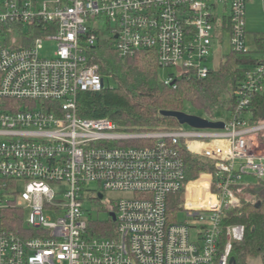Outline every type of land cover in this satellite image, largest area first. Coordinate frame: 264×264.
Listing matches in <instances>:
<instances>
[{
  "label": "built area",
  "instance_id": "2783aa9c",
  "mask_svg": "<svg viewBox=\"0 0 264 264\" xmlns=\"http://www.w3.org/2000/svg\"><path fill=\"white\" fill-rule=\"evenodd\" d=\"M247 3L0 0V264H231L246 227L226 221L242 206L245 176L264 183V122L248 118L264 94V64L234 91L229 119L204 118L221 130L123 131L81 118L79 96L107 88L95 52L106 41L120 57L148 51L176 68L166 85L207 78L215 48L250 54ZM45 42L55 44L51 57ZM184 153L214 166L191 202ZM183 191L188 219L174 222L171 198ZM87 202H103L113 228L96 226Z\"/></svg>",
  "mask_w": 264,
  "mask_h": 264
},
{
  "label": "trees",
  "instance_id": "16d2710c",
  "mask_svg": "<svg viewBox=\"0 0 264 264\" xmlns=\"http://www.w3.org/2000/svg\"><path fill=\"white\" fill-rule=\"evenodd\" d=\"M95 52L96 64L102 73L116 82V86L107 87L101 92L81 93L79 116L83 119H109L119 130L128 132L172 130L180 124L176 119L164 117L161 114L163 111L196 116L201 113L215 118L216 112L222 111L226 105H229L228 112L234 110V91L252 67L264 64V32L255 34L254 49L250 54L230 53L217 68L212 69L207 78L183 76L172 86L158 79L160 67L153 52L142 51L134 57H120L111 41L100 43ZM187 105L189 108H186ZM248 118L254 122H264V94L253 97ZM184 157L188 181L214 169L207 160L189 153H184ZM207 181L208 177H205L190 184L189 198L194 199L192 196L195 192L206 190ZM243 194L241 208L226 221L228 225L246 227L245 240L234 245V264H249L250 260L256 259L264 264V183L258 181L244 188ZM11 214L13 218L10 223L14 225L18 213ZM96 226L113 228L114 223L109 219L97 221ZM99 236L106 237L104 234Z\"/></svg>",
  "mask_w": 264,
  "mask_h": 264
},
{
  "label": "rangeland",
  "instance_id": "374dc122",
  "mask_svg": "<svg viewBox=\"0 0 264 264\" xmlns=\"http://www.w3.org/2000/svg\"><path fill=\"white\" fill-rule=\"evenodd\" d=\"M246 30H247V45L250 47V49H254V36L256 33H262L264 32V1L263 0H250L247 3L246 6V20H245ZM55 50V44L52 42H45L44 43V50L42 52V56H48L51 57ZM230 54V52L223 48L222 50L220 48H215V54L212 58V62L210 63L211 67L217 68L222 60L227 57ZM177 69L176 68H160L158 72V79L161 82H165L169 79L170 76H176ZM116 86V82L112 79L106 80V87L114 88ZM186 108H189L187 105ZM229 105H226L222 111L216 112L215 116L216 118H222V119H229ZM197 116L202 118H207L204 114H197ZM173 128V126H171ZM170 127V128H171ZM187 128V126L180 125L176 128ZM264 142V141H263ZM264 148V143L263 146ZM213 172H207L200 174L196 179L189 180L188 183L192 184L194 182L201 181L205 179V177L211 175ZM244 182L248 185H254L258 183V180L253 176H245ZM91 188L98 189V186L96 184H91ZM187 191V190H186ZM183 191L176 195H173L171 198V204H170V219L174 222H184L188 219V214L185 212L184 206L187 200V192ZM205 190L200 191V194H203ZM214 191V189H213ZM198 193V194H199ZM124 194H118V193H106V199L109 202H114L120 198L125 197ZM240 200L242 201V198H244L243 190L239 192ZM246 199H250L248 196H245ZM193 199H190L191 201ZM242 203V202H241ZM85 209L88 211L87 217L90 219H93L95 221H107L110 218L109 212L106 209L105 204L103 202L101 203H85ZM52 217L53 220H55V215L51 214L48 215ZM29 218V212L26 213V219ZM249 264H261V261L259 259L256 260H250Z\"/></svg>",
  "mask_w": 264,
  "mask_h": 264
},
{
  "label": "water",
  "instance_id": "95a60500",
  "mask_svg": "<svg viewBox=\"0 0 264 264\" xmlns=\"http://www.w3.org/2000/svg\"><path fill=\"white\" fill-rule=\"evenodd\" d=\"M166 118L176 119L180 125H188L196 129H212L221 130L224 129V122H212L196 115H190L184 112L163 111L161 113ZM102 196H100V199ZM113 221H115V214L111 213ZM231 264L235 263V259H231Z\"/></svg>",
  "mask_w": 264,
  "mask_h": 264
},
{
  "label": "bare ground",
  "instance_id": "6f19581e",
  "mask_svg": "<svg viewBox=\"0 0 264 264\" xmlns=\"http://www.w3.org/2000/svg\"><path fill=\"white\" fill-rule=\"evenodd\" d=\"M203 193H204V192H203ZM207 199H209V198H207ZM193 200H194V199H193ZM195 200H198V201L202 200V201H200V202L203 203V199H201V198H198V199H195ZM191 201H192V200H191ZM191 201H190V202H191ZM195 202H197V201H195ZM200 202H199V203H200Z\"/></svg>",
  "mask_w": 264,
  "mask_h": 264
},
{
  "label": "crops",
  "instance_id": "0c3cea01",
  "mask_svg": "<svg viewBox=\"0 0 264 264\" xmlns=\"http://www.w3.org/2000/svg\"><path fill=\"white\" fill-rule=\"evenodd\" d=\"M250 0H248V2H249ZM264 1V0H263Z\"/></svg>",
  "mask_w": 264,
  "mask_h": 264
}]
</instances>
